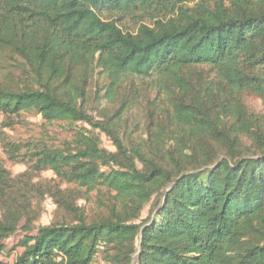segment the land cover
<instances>
[{
	"label": "trees",
	"instance_id": "obj_1",
	"mask_svg": "<svg viewBox=\"0 0 264 264\" xmlns=\"http://www.w3.org/2000/svg\"><path fill=\"white\" fill-rule=\"evenodd\" d=\"M122 18L144 22L122 30ZM0 51L33 80L0 85V114L92 129L77 130L71 149L24 144L33 166L112 194L101 219L22 228L21 250L0 264H92L99 245L111 264H264V0H0ZM96 67V97L113 106L99 119L86 91ZM150 77L147 136L128 145L119 132L140 101L131 80ZM0 142L14 160L19 145ZM109 163L118 168L101 169ZM8 177L0 165V254L14 251L4 241L17 230ZM152 198L147 217L129 222Z\"/></svg>",
	"mask_w": 264,
	"mask_h": 264
},
{
	"label": "rangeland",
	"instance_id": "obj_2",
	"mask_svg": "<svg viewBox=\"0 0 264 264\" xmlns=\"http://www.w3.org/2000/svg\"><path fill=\"white\" fill-rule=\"evenodd\" d=\"M122 30L133 31L139 24L144 21L136 19H121ZM101 69L97 68L92 72L89 80L87 100L89 102V113L99 119L101 111H110L113 106L106 99H99L96 96L103 94L98 92V88L102 83L103 75L100 74ZM33 82L29 70L24 66L21 58L10 52L0 51V85L23 88L31 85ZM134 97L140 99L132 110L124 115V125L119 132L123 142L130 145L139 138H145L146 127L145 119L148 114L146 108V99H154L155 82L153 77L139 80H131ZM140 92L142 93L137 97ZM118 99L112 103L116 106ZM245 105L254 113H260L262 110L261 102L254 96H246L244 99ZM156 102H154L155 104ZM119 104V103H118ZM117 104V105H118ZM89 129V125L85 122L68 123L66 121L46 122L39 113L34 110L22 111L15 116H6L0 114V134L1 139L5 137L19 145L14 149V160L10 159L0 142V165L7 171L8 178L11 180L10 185L14 186V217L17 220V230L4 241L8 249L14 247V251L2 252L0 257H4L11 261L15 254L19 253L21 248H16L19 238H21L28 228L34 232L39 225H47L56 223L62 220L71 222L75 221L79 215L87 221L101 219L109 214L111 206L112 194L100 186L94 188H86L75 182H66L60 180L49 169H41L33 166L29 158L30 153H27L24 144L28 142L42 143L49 147L57 149H71L73 146L74 133L77 130ZM98 133L100 138V147L106 151L115 152L116 148L113 142L107 137L104 132H99L98 129L93 130ZM0 139V140H1ZM118 166L109 163L107 166H101L102 170L117 169ZM3 195L0 198V204ZM154 198L146 203L139 211V217L136 220L129 222H140L146 218L149 209L154 202ZM2 208L0 207V216ZM137 246V239L135 241ZM112 253L110 247H98L92 264H111L107 259V255Z\"/></svg>",
	"mask_w": 264,
	"mask_h": 264
}]
</instances>
